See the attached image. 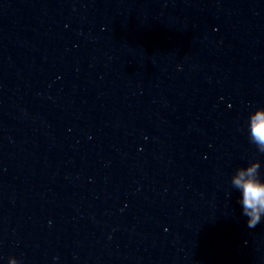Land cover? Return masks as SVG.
Wrapping results in <instances>:
<instances>
[{"label":"clouds","instance_id":"clouds-1","mask_svg":"<svg viewBox=\"0 0 264 264\" xmlns=\"http://www.w3.org/2000/svg\"><path fill=\"white\" fill-rule=\"evenodd\" d=\"M248 135L257 151L264 154V107L249 114ZM260 169V161L255 160L247 166L237 168L231 177L232 187L240 193L238 202L242 215L247 217L248 228H255L264 219V179L261 178ZM9 264H20V261L16 257H10Z\"/></svg>","mask_w":264,"mask_h":264}]
</instances>
